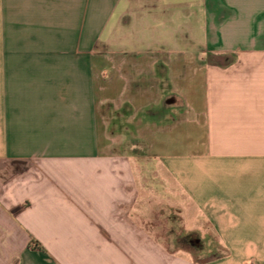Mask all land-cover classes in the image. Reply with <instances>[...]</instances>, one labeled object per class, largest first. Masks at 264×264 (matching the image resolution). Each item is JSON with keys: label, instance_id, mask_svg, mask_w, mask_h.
<instances>
[{"label": "crops", "instance_id": "crops-1", "mask_svg": "<svg viewBox=\"0 0 264 264\" xmlns=\"http://www.w3.org/2000/svg\"><path fill=\"white\" fill-rule=\"evenodd\" d=\"M0 264H264V0H0Z\"/></svg>", "mask_w": 264, "mask_h": 264}, {"label": "rangeland", "instance_id": "rangeland-1", "mask_svg": "<svg viewBox=\"0 0 264 264\" xmlns=\"http://www.w3.org/2000/svg\"><path fill=\"white\" fill-rule=\"evenodd\" d=\"M167 102H168V97L165 99L164 104H166ZM132 141H133L132 142L133 147L130 149H132V151L135 153H138L142 156H145L146 155L145 147L139 141H137L133 138H132ZM191 215H192V213H191Z\"/></svg>", "mask_w": 264, "mask_h": 264}]
</instances>
